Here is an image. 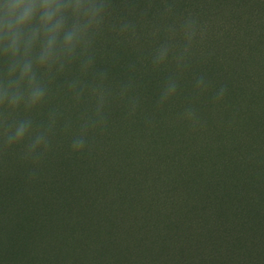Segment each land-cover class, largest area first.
Instances as JSON below:
<instances>
[{
  "label": "rangeland",
  "instance_id": "obj_1",
  "mask_svg": "<svg viewBox=\"0 0 264 264\" xmlns=\"http://www.w3.org/2000/svg\"><path fill=\"white\" fill-rule=\"evenodd\" d=\"M225 56L196 66L229 88L222 104H198L202 133L171 126L177 100L154 129L116 110L91 154L70 157L65 142L32 182L5 156L0 264H264V90L234 77ZM161 75L142 81L145 110Z\"/></svg>",
  "mask_w": 264,
  "mask_h": 264
},
{
  "label": "clouds",
  "instance_id": "obj_2",
  "mask_svg": "<svg viewBox=\"0 0 264 264\" xmlns=\"http://www.w3.org/2000/svg\"><path fill=\"white\" fill-rule=\"evenodd\" d=\"M180 7L179 0H0V161L18 155L32 182L65 142L70 157L91 154L111 133L116 110L124 125L154 129L177 100L171 126L202 133L198 104H222L229 88L196 71L213 55L208 28L200 13ZM122 52L132 55L124 61ZM156 73L145 110L142 81Z\"/></svg>",
  "mask_w": 264,
  "mask_h": 264
},
{
  "label": "trees",
  "instance_id": "obj_3",
  "mask_svg": "<svg viewBox=\"0 0 264 264\" xmlns=\"http://www.w3.org/2000/svg\"><path fill=\"white\" fill-rule=\"evenodd\" d=\"M179 3L181 11L192 9L200 13L202 22L207 24L205 47L213 53L209 64L213 65L215 58L225 52L222 61H228V69H231L228 71L234 77L250 80L264 90V0H179ZM246 67H253L255 71L243 77ZM254 108L249 110L254 111ZM71 197L74 200L77 196Z\"/></svg>",
  "mask_w": 264,
  "mask_h": 264
}]
</instances>
